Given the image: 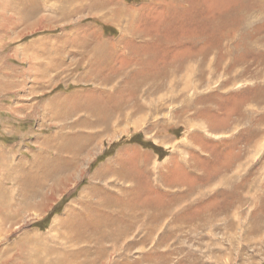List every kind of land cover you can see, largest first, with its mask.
I'll use <instances>...</instances> for the list:
<instances>
[{
  "label": "rangeland",
  "instance_id": "374dc122",
  "mask_svg": "<svg viewBox=\"0 0 264 264\" xmlns=\"http://www.w3.org/2000/svg\"><path fill=\"white\" fill-rule=\"evenodd\" d=\"M23 263L264 264V0H0Z\"/></svg>",
  "mask_w": 264,
  "mask_h": 264
},
{
  "label": "bare ground",
  "instance_id": "6f19581e",
  "mask_svg": "<svg viewBox=\"0 0 264 264\" xmlns=\"http://www.w3.org/2000/svg\"><path fill=\"white\" fill-rule=\"evenodd\" d=\"M140 78V77H139ZM143 80V79H142ZM141 82V81H140ZM143 84V83H142ZM185 87H187V85L185 86ZM135 98V97H134ZM106 105V104H105ZM111 105V104H110ZM103 106V105H102ZM108 106V105H107ZM113 108V107H112ZM116 109H118V108H116ZM114 110V109H113ZM106 112H107V110H106V106H103V107H101L99 110L98 109H94V111L92 112L93 113V115H97L98 116V118H97V120H99L100 122H104V123H106V122H108V120L106 121V119H107V117H106ZM97 122V121H96ZM226 128V127H225ZM228 171V170H227ZM231 179L232 178H229L228 176H226V177H221L220 179H219V183H221V184H226V183H229L230 181H231ZM9 208V207H8ZM46 248V247H45ZM50 250V249H49ZM54 251V250H53ZM37 253V252H36ZM33 255H34V252H33ZM28 258V257H27ZM24 260V259H23ZM29 260V259H28ZM27 260V261H28ZM26 261V260H25ZM24 261V262H25ZM27 261H26V263H27ZM30 261V260H29ZM30 263V262H29ZM24 264V263H23Z\"/></svg>",
  "mask_w": 264,
  "mask_h": 264
},
{
  "label": "crops",
  "instance_id": "0c3cea01",
  "mask_svg": "<svg viewBox=\"0 0 264 264\" xmlns=\"http://www.w3.org/2000/svg\"><path fill=\"white\" fill-rule=\"evenodd\" d=\"M28 12H29V11H28ZM23 14H26V13H25V10L23 11Z\"/></svg>",
  "mask_w": 264,
  "mask_h": 264
}]
</instances>
